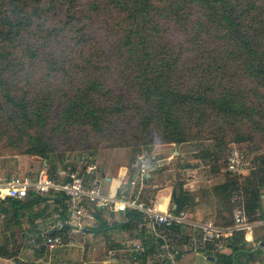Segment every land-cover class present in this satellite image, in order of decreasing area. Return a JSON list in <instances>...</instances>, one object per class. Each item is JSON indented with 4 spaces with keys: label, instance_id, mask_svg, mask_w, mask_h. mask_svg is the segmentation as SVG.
Returning a JSON list of instances; mask_svg holds the SVG:
<instances>
[{
    "label": "trees",
    "instance_id": "1",
    "mask_svg": "<svg viewBox=\"0 0 264 264\" xmlns=\"http://www.w3.org/2000/svg\"><path fill=\"white\" fill-rule=\"evenodd\" d=\"M56 4L55 0H0V97L5 100L0 107L10 112L7 120L21 122V137L28 138L29 156L52 165L49 154L54 147L46 135L57 101L54 131L89 126L101 135L109 134L106 141L114 145L132 141L128 136L123 141V136L113 134L116 131L111 116L125 114L128 107L123 93L117 94L112 87L110 71L114 65L124 66L126 80L129 78L143 103L139 108L142 123L133 137L149 136L147 128L154 124L161 129L163 142L178 145L197 139V133H203L206 126L217 145L209 154L212 162H217L212 169L216 175L227 169L225 155L229 150L226 136L219 139L216 133L223 132L229 120L230 124L239 119L251 121L264 132V0H64V12L55 14V20L48 23L44 13L50 14ZM97 17L115 34L108 48L99 44L96 31L90 29ZM165 22L183 26L191 45L174 43ZM49 47L52 49L47 52ZM25 58L34 66L41 65L46 79L63 76L64 82L55 88L33 87L46 94L35 96L20 84L24 73L32 74V79L36 71L22 72ZM219 78H227L230 85L219 86ZM245 79L255 85L247 87ZM195 126L199 127L196 135ZM252 162L256 168L244 176L245 182L239 180L240 174L227 169L223 172L225 182L208 188L218 195L217 226L234 224L236 202L232 198L239 189L243 190L250 220L264 219L257 214L264 187V156L254 157ZM54 167H49L51 175ZM57 199L61 202L63 196L57 195ZM193 200L194 194L180 180L172 191V211L180 214ZM3 202L9 204L3 208L4 216L11 212L5 221L14 218L18 222L25 200L0 197V204ZM59 213L63 214L62 208ZM136 223H141L139 214L117 224L129 229ZM139 230L146 233L143 225ZM197 230L195 234L201 238L203 230ZM66 231L55 228L50 233L61 232L67 240ZM170 231L181 251L174 264H194V258L183 255L182 248L187 244L194 249L192 232L182 222H176ZM242 238L243 232L236 229L228 240L230 253L221 251L214 240L199 242L195 249L214 254L218 264H239L237 253L246 248ZM11 243L5 237L0 243V256H16L19 249L11 248Z\"/></svg>",
    "mask_w": 264,
    "mask_h": 264
},
{
    "label": "rangeland",
    "instance_id": "2",
    "mask_svg": "<svg viewBox=\"0 0 264 264\" xmlns=\"http://www.w3.org/2000/svg\"><path fill=\"white\" fill-rule=\"evenodd\" d=\"M51 1L54 2V0ZM55 1H57V4L54 6V9H51V13H44V16L47 18L48 23H52L55 20V14H61L64 12L65 9L64 0ZM62 17L64 18L63 15ZM165 25L168 27V36L172 39L174 43H180L186 46L191 45V41L189 38L190 35L187 30L183 28V26L176 25L173 22H165ZM110 27V25L102 21L101 17H97L90 28L91 31H96L95 33L97 34V40L103 48H108L111 44L114 43L115 34L114 32H112ZM191 33H193V31ZM53 45L55 46L54 43ZM50 49H52V47H49L47 52ZM25 61H27L26 66H24L25 70H22V72L24 73L26 70H33L34 72L36 70L35 76L31 79L32 74L24 73L22 77H20V84L26 90L29 89L35 96L43 97L46 96V94L44 92H39V94L38 91H36L33 87L41 86L42 88L43 86L44 88H48L49 86H52L55 88L61 86V84L64 82L62 80L63 76H61L60 79H57L55 76L46 79L42 71L43 67L41 65L34 66L30 64L27 58H25ZM123 70L124 66L117 67L116 65H114V67L110 71L112 74L111 80L113 81L112 87L116 89L117 94L119 92L123 93L125 104L128 105L125 114L118 115V113H116L114 116H111L113 121V127L116 131L113 134H116L117 136H123L121 137L123 139H120L123 141L128 140V136L131 138L132 141H130L129 144L120 145V142H117L116 138L113 139V142H117V145H114L106 141V138L109 137V134L106 135L102 133L103 135H101V133L93 131L89 126H71L69 132L64 131V128L63 130L59 129V131H54L53 126H55L54 124L56 123V116L59 109V103L57 101L51 113V123L49 124V128L47 129L46 135V137L50 140L51 144L54 147V151L49 154L50 160L53 159L57 163V165L63 166L65 163L67 164V161H69L71 163L70 165L76 166L78 165L79 158L82 156L94 157L99 161V152L103 154L104 152H106V150L108 151L114 148L119 151L121 150L123 153L125 152L127 155L131 156V160H133L134 163L137 162V155H140L144 152H148L149 160L153 159L151 158L153 154H156L159 157H166L167 155L176 154L174 159L165 164V166L168 167V172L170 173V176L165 179L162 175H160V177H158V179L153 182V184H159L161 188H164L166 185H170L172 188L177 187L179 185L180 180H183V182L185 181V169L189 170V168L201 164V162H205L198 167L201 172H204L205 170L210 171L215 166L217 167V162L213 163L212 158L209 155L210 153L215 152V150L217 149V145L215 144L216 141L214 140V138L209 137L212 136V133L206 126H203V128L205 129L203 133H197V139L184 141L179 143L178 145L163 142L161 129L158 127V125L154 124H151L147 128L150 131L149 136H140L142 137L140 139H136V137H133L135 136L133 132L137 131V127L141 126L142 123V116H140L139 114V108H142L143 103L139 98L137 90L132 88L131 81H129V78L128 80H126ZM41 78H45L46 80L40 81ZM189 78L191 83L195 82L193 77ZM67 80L71 85V79L68 78ZM218 82L219 86H222L223 84L230 85L227 83V78H219ZM244 82L247 87L255 85L249 79H245ZM262 89L264 90V87ZM0 102L5 104V100H3L2 97H0ZM6 116L9 117L10 112H6L5 106L0 107V165L4 166L5 170L3 171L5 174H9V176H12L18 175L17 165L22 159L26 157L35 156H29L26 153L29 143L28 138L26 136L23 138L21 137L23 130L21 122H13L7 120ZM226 124L227 125L224 126V131L216 134L218 135L219 139L225 138L226 136V138L229 140V150L225 157H228V155H230V153L234 149H241L245 154H247V167L245 171L240 174L241 178H239L241 182H245L244 176H247L251 173L254 168H256L252 162L253 158L258 156H264V132L257 130L253 125V122L251 121H242L241 119H239L236 122L232 121L230 124L229 120ZM192 125L193 123L191 124V128ZM198 128V126L194 127L193 134L197 132ZM134 141L139 142L135 144ZM175 147L178 148V153H176ZM39 160L41 166L45 167L44 159L40 158ZM149 163H151V161ZM220 163L223 164V160L220 161ZM56 168L57 167H54V169ZM224 170L226 171L227 169L223 168V171H221L220 174L213 176L215 179L212 177L215 181L210 183L207 182V184L214 188V186L225 182L226 176L223 173ZM54 172L56 174V171ZM152 187L153 186L149 185L147 186V188H145V193L148 198H151L152 196L154 197V192L156 190L152 189ZM261 192H264V187L261 188ZM234 194L235 192L233 193L232 200L234 199ZM42 195L45 196L49 194ZM214 199L217 200L218 195H216ZM214 202L215 204H217V201ZM6 204L9 205L8 203ZM219 211L220 209L218 210V212ZM9 214L11 215V212L7 213L6 217L0 214V220H2L0 221L1 224L3 221V223H6L5 219ZM5 225L7 227V224ZM8 229L11 231L10 233H14V237L16 239L15 241H11V248L20 249L18 247L20 243H17V235H20L21 233L20 228L13 226L12 230L10 227H8ZM43 234L44 232H42L41 235L43 238V244H45ZM81 235L82 232L79 233L76 236L75 240L72 242H65V244L58 245L57 247L52 249H49V247L46 248L49 249L50 252H52L53 254L58 250L56 252L57 257L60 259L64 258L65 262H67L68 264H71V260H73V264H103L100 261H93L91 256L86 254L87 249H85L84 247L85 244L81 239ZM10 237L12 239L14 238L12 235H10ZM145 237H148V235L146 234ZM60 251L61 253H65L63 258L60 256ZM109 264H132L129 252H126L121 255L120 262L111 261L109 262ZM139 264H141V261H139Z\"/></svg>",
    "mask_w": 264,
    "mask_h": 264
},
{
    "label": "crops",
    "instance_id": "3",
    "mask_svg": "<svg viewBox=\"0 0 264 264\" xmlns=\"http://www.w3.org/2000/svg\"><path fill=\"white\" fill-rule=\"evenodd\" d=\"M175 149L176 153H178V148L175 147ZM99 154L100 159L97 161L101 166L102 184L108 192L117 188L123 177H128L139 171V155H137V162L134 163L131 160V156L125 152L123 153L121 150H116V148L106 150L103 154L99 152L98 156ZM175 155L159 157L153 154L151 156L153 159L148 160V163L150 161L151 163H149L150 171L147 186H153L156 191L154 192V197L148 198L149 202L146 197L144 199L145 194L143 195V199L149 205L155 202L160 203L162 210H172L173 188L170 185L161 188L159 184H153V182L160 175L165 179L170 176L168 167L165 164L174 159ZM39 159L36 156L22 159L17 165L18 175L35 176L41 169L45 168L49 170V167L52 166L57 167L55 170L57 172L58 168L62 166L57 165L52 159V165L49 166L48 160H45V167H42ZM203 163L205 162H201V164ZM201 164L193 166L189 170L185 169L186 173L184 174L186 178L184 187L194 194V200L192 203L187 204L185 209L178 214L184 218L187 231L194 233L198 232V227L203 228L209 225L217 226L220 220L218 216L219 206L214 202L217 201L214 199L216 194L211 189H208L211 186L207 184V182L215 181L213 176L216 174L212 170L201 172L198 169ZM3 170H5L4 166L0 165L1 178L16 176H9ZM37 196H42L43 198L41 197L42 199H39ZM64 203V199L60 202L57 199V195L53 193L43 196L31 192L30 196L25 199V205L22 209L23 215L20 220L16 222L14 218H10L7 222L5 221L6 223H3L4 221L2 224L0 223L1 242L5 240V237L10 242L15 240V237L13 239L10 237L11 231L8 227L11 230L13 226L19 227L21 232L20 235H17V243H20V249L16 251V256H0V264H68L63 258L65 253H61L60 251V256L63 259L58 258L56 255L58 250L54 254L50 252L46 248L47 246L43 244L41 235L42 232L46 233L57 228V216L59 209L63 207ZM6 206V203L0 204V214L2 216L5 215L2 211ZM100 211V215L96 216L93 221H90L89 226L82 231L81 235V239L85 244L84 247L87 249L86 254L91 256L93 261H100L103 264H109L111 261L120 262L121 255L129 252L132 264H139V261H141V264H169L168 262L171 260L167 261L160 256L159 245L154 240H152V245H149L146 255L136 256L137 254L132 250L133 247H130L129 243H137L144 240L146 233L139 230L141 223L139 225L136 223V225L129 229L126 227L122 228L117 224L118 222L126 221L122 213L109 209H102ZM257 211L258 217L264 215V192L261 195V206ZM248 219L251 222L250 227L241 229L243 232L241 243L245 244L246 248L237 253L238 263L264 264V219L260 218V220L251 221L249 216ZM5 224H7V227ZM149 239L148 237V241ZM182 248L184 250L183 255H189L194 258V264H218L216 256L208 251L200 252L195 248L191 249L187 244L183 245ZM224 252L230 253V246ZM174 262L175 260L173 264ZM70 263L73 264V260Z\"/></svg>",
    "mask_w": 264,
    "mask_h": 264
},
{
    "label": "built area",
    "instance_id": "4",
    "mask_svg": "<svg viewBox=\"0 0 264 264\" xmlns=\"http://www.w3.org/2000/svg\"><path fill=\"white\" fill-rule=\"evenodd\" d=\"M148 152L138 156L140 163L139 171L128 177H123L119 186L111 191H106L102 184L101 166L97 159L90 156L79 158L78 165L73 166L67 161L58 168L56 175H51L47 169H41L35 176L16 175L10 178L0 177V197L27 199L31 192L36 194H50L63 196V214L58 213L57 228H67L66 239L63 233L43 234L45 245L49 249L65 242H72L81 233L90 221L96 218V213L102 209L120 212L127 219L139 214L141 226H145L146 234L142 242H130V247L136 256L148 253L152 240L159 245L160 256L163 259L173 261L181 253L170 229L176 222L185 223L182 216L175 214L172 210H162L160 203L147 204L143 199L145 188L148 184L149 163ZM69 163V164H68ZM247 167V159L241 149H234L228 156L227 169L241 174ZM119 190V192H117ZM236 206L233 210L234 224L228 227L214 225L202 228L201 238L192 232L191 242L193 247L199 242L214 240L221 251L228 248V240L233 236L236 229L250 227L244 193L242 189L235 191L234 199ZM151 243V244H150ZM135 256V257H136Z\"/></svg>",
    "mask_w": 264,
    "mask_h": 264
},
{
    "label": "water",
    "instance_id": "5",
    "mask_svg": "<svg viewBox=\"0 0 264 264\" xmlns=\"http://www.w3.org/2000/svg\"><path fill=\"white\" fill-rule=\"evenodd\" d=\"M117 192H119V190H118ZM14 200L19 201V202L22 201V200H20V199H16V198H14Z\"/></svg>",
    "mask_w": 264,
    "mask_h": 264
}]
</instances>
